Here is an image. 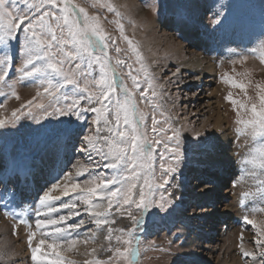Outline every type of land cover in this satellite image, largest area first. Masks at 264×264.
<instances>
[{"label":"snow or ice","instance_id":"obj_1","mask_svg":"<svg viewBox=\"0 0 264 264\" xmlns=\"http://www.w3.org/2000/svg\"><path fill=\"white\" fill-rule=\"evenodd\" d=\"M85 4L74 0H0V85L10 89L6 95L20 98L15 84L9 83L20 58L21 66L15 69L19 73L17 82L31 81L42 88L33 100L13 110L10 119L0 118V130L18 131L22 121L28 119L40 126L46 147L51 146L56 153L86 157L85 163L77 160L72 165L75 172L60 168L36 198L31 210L40 238L33 245L36 231H30L27 237L32 261H41L38 253L46 246L56 254L51 264H77L62 253L75 252L78 244L94 242L103 232L108 244L102 251L111 253L107 261L94 257L84 264H139L141 236L175 215L178 198L172 190L180 187L178 181L189 160L206 151L210 134L197 133L186 140L170 118L163 122L157 118L155 77L139 43L126 33L120 6L115 0H85ZM89 7L97 11L90 13ZM101 10L113 15L108 22L115 26L118 37L104 27L107 16ZM259 14L256 45L241 52L233 49L237 56L231 61L233 65H243L248 54L258 50L259 61L264 64V4ZM232 15V8L225 11V6L212 12L205 26L207 38L215 40L231 26ZM128 22L135 24L131 19ZM176 35L187 39L178 29ZM119 42L126 47L121 48ZM179 71L177 68L176 73ZM237 75L242 79L227 73L222 79L239 89L243 98L236 99L229 92L226 99L237 112V136L252 141L241 163L253 178H258L264 175V81L254 82L248 69ZM249 88L255 90V96L249 95ZM137 96L152 105L150 126ZM44 98L48 103L43 102ZM157 162L159 179L155 175ZM108 170L110 175L106 174ZM26 180L25 175L22 182ZM9 183L0 180L5 192L0 206L5 207L6 216L26 223L27 209L17 212L7 207L8 201L17 196L26 203L25 193L17 192L16 185ZM260 185L264 186V181ZM157 190H162L159 195ZM249 195L244 193L243 197ZM251 212L264 213V206L253 207ZM117 215L127 219L129 225L114 227ZM243 220L256 229L258 238L254 243L264 264V221L257 223L248 215ZM96 251L91 250L93 254ZM242 254L254 259L256 256L248 251ZM3 255L0 252V258Z\"/></svg>","mask_w":264,"mask_h":264},{"label":"rangeland","instance_id":"obj_2","mask_svg":"<svg viewBox=\"0 0 264 264\" xmlns=\"http://www.w3.org/2000/svg\"><path fill=\"white\" fill-rule=\"evenodd\" d=\"M134 1L146 12V20L150 18V20L154 21L156 29L159 31L166 30L165 32L170 33L174 39L187 48L183 49L179 56L175 54L176 47L157 52V55L154 53L155 55L152 54L153 57L146 55L145 51L147 50L143 45L142 38L146 33L145 26L148 25V21L141 19L136 23L128 15L123 14L125 19L122 22L125 24L126 33L137 41L139 45L141 44L140 49L145 57V61L149 65L152 75L155 77L158 95L154 99L155 103L159 106L155 113L157 118L161 119L162 122L165 118H170V122L181 129L186 140H190L197 133L210 134V139L205 146L206 151L202 154H197L189 160L184 167L183 176L178 181L180 187L172 190L178 198V207L175 215L167 221L159 222L157 226L149 229L141 236V256L139 264H217V261L221 259H225L228 263L235 261L238 264H262L260 249L254 243L258 238L256 236V229L252 225L246 224L243 218L245 215H248L250 219H255L257 223L264 221V213L253 214L251 212L253 207L264 206V186L260 185V181H264V175L253 178L241 163L242 158L252 147V141L247 136H237V112L226 97L231 92L234 98L242 99L243 93L239 89L233 88L230 84L225 83L222 77L227 73L239 80L242 77L238 76L237 73H242L248 69L252 71L251 78L254 82L264 81V64H261L259 61L260 50L256 53L248 54V59L243 65H233L231 63L232 60L237 59V56L232 51L233 49L236 52H241L256 45V41L260 36L259 10L261 4H264V0ZM74 2L87 6L85 0H74ZM220 6H225V11H227L228 7L232 8V24L224 32L219 33L215 40H209L205 35V26L208 25L212 12ZM88 10L90 13L97 11L90 7ZM101 12L107 16L104 27L113 36L118 37L115 26L108 22L114 18L113 15L104 12V10H101ZM129 19L134 21L135 24H130L128 22ZM177 29L187 39H179L176 35ZM145 36L148 38V35ZM119 46L121 48L126 47L123 42H119ZM187 51H192V53L200 55L206 63L213 67V71L209 77L199 79L197 72L183 70L185 69L184 62L190 58L186 53ZM111 54L115 56L114 51ZM21 62V59L17 58L9 77V83L15 84V89L20 98L16 99L10 95H6V93L10 92V89L0 85V118L10 119L13 110L21 108L22 105H26L29 100H33L36 97L38 91H42V88L38 84L31 81L17 82L19 73L15 69L21 66ZM177 68L180 69L179 73H176ZM234 68L235 71H233ZM96 72H99L98 68ZM173 73H176V75H173ZM142 80L143 76L141 75ZM169 81L172 82L170 83ZM128 83H131L130 80ZM210 88L218 89L219 92L215 98L218 99L220 112L227 117V122L223 125V130L227 137V144L224 148L215 142V137L212 132L213 120L211 118L208 119L205 113L201 111L203 108L208 107L211 101L208 102L207 99L201 100V102L198 101L200 96L204 97L208 95ZM248 93L251 96H255V90L253 88H249ZM43 102L48 103L46 98L43 99ZM137 102L140 110L147 114V123L150 126V117L153 114L152 105L141 102L138 96ZM88 116L91 118L92 114H88ZM22 124L23 126L18 131L11 129L7 131L0 130V171L2 175L8 171L6 170V166L14 148H17L16 150L20 155L21 164H29L42 151V155L45 153V167L48 166L47 162L50 158L49 154L51 150L45 147V139L40 126L28 119L23 120ZM149 138H152L151 133H149ZM52 150L55 156L59 155V162L62 160L61 157H63V167L66 171L75 172L72 165L77 160L81 163L86 162V157L80 153L69 156L62 151L56 153L54 149ZM217 153H228L230 155L225 158L223 166H217L218 174L221 171L222 174L229 172L227 176H222L221 174L222 177H219L220 174H213L210 171V165L215 161L214 154ZM34 163L35 160L30 166ZM52 164H55V160ZM251 167V165L248 166V168ZM190 168L192 169V173L189 172L191 171ZM47 173L49 174L50 171ZM106 174L110 175L111 171L108 170ZM155 175L157 179L161 175L159 162L156 165ZM215 175L216 178L213 179ZM53 177L46 179V184H42L41 179L37 180V184L40 186L41 192L38 191L40 194L47 189ZM16 178H18V175L12 177L9 186L11 184L16 185ZM208 181L222 182L221 185L223 184V186L221 188L227 191L226 198L221 197V202L219 204L217 203L220 208L225 205V207L229 206L232 209L225 222L218 221L217 212L212 211L216 207L210 205L208 200V198H213L215 194L222 192H211L210 188H213L214 185ZM233 182L236 183L235 187H233ZM22 188L24 189V186ZM187 190H193L196 194H203L202 197L204 198H195L187 207L180 206L184 198L183 193ZM160 191L162 190H157V195H159ZM244 193H249L250 195L243 197ZM53 194L55 195L57 193ZM188 197H192V194L188 195ZM242 197L243 203L241 202ZM179 213H183L180 219L176 217ZM202 216H205L204 219ZM85 219L87 223V217ZM0 221L2 223L6 222L10 226L12 229L11 236L13 238L19 239L24 234V245L30 231L37 230L33 227L35 226V220L31 223V228H28L29 224L28 226H22L21 224L8 220L5 216L0 217ZM128 225L129 221L127 219H120L117 215V223L114 227H125ZM88 226L92 227L91 225ZM14 227L16 229L15 235L13 234ZM39 238L40 232H37L34 238L36 243H38ZM34 240L33 245L36 244ZM21 243L20 238L19 244ZM107 244L108 242L104 239V233L101 232L94 242L91 240L87 244L81 242L77 245L75 252L62 253V255L77 261V264H84L85 260L93 259L94 257L102 261H107V257L111 253L102 251V248L107 247ZM93 248L97 250L94 254L91 252ZM25 250L29 262L21 263V261L16 260L14 264H51L56 258L55 252L46 246L38 253L42 257L39 262L30 259L29 255L31 253L27 244ZM56 251L60 250L57 249ZM211 251L214 252L211 253ZM243 251L254 252L256 254L255 259L251 256L245 257L242 254ZM219 256L220 259H217ZM4 257H7L6 254ZM2 258H0V264H5V258Z\"/></svg>","mask_w":264,"mask_h":264},{"label":"bare ground","instance_id":"obj_3","mask_svg":"<svg viewBox=\"0 0 264 264\" xmlns=\"http://www.w3.org/2000/svg\"><path fill=\"white\" fill-rule=\"evenodd\" d=\"M115 3H117L120 6V11L123 10V12H122L123 14L128 15L136 23H138L141 19L146 20V18H147L146 12L143 11L140 8V6L134 0H115ZM146 21H148V25L145 24L146 25L145 26L146 33L144 34L143 38L141 37L143 39V42H144L143 45L145 46V48L147 50V51H145L146 55H148V56L151 55L153 57L152 54H154V53H156V55H157V52H162V50L166 51L168 49H172L173 47H176L177 49L175 50V52H176L175 54L179 56L183 49H187L183 45H181L176 39H174L170 35V33L168 34V32H165L166 30L164 31V29H163V31H159L158 29H156V26H155V23L153 20H150V18H149ZM145 35H148V38H146ZM139 38H140V36H139ZM155 41H156V43H154ZM186 53L188 54V57H190V58H188V60H186L184 62L185 69H183V70L190 71V72H197L199 79L209 77L211 72L213 71V67L211 65H209L208 63H206V61L202 57H200V55H196V54L192 53V51H187ZM193 54L196 56H194ZM218 92H219L218 89L210 88L208 95L204 96V97L200 96V98H198V101L201 102V100H204V99H207L208 102L211 101V103L209 102L208 107L203 108L202 110L200 109V110L203 113H205V115L208 117V119L211 118V120H213L212 121L213 122L212 132H213V135L215 137V142L219 143L220 146H222L224 148V147H226V144H227V137L224 133L223 125L225 122H227V117L224 116L219 110V103L217 101L218 99L215 98V96L218 94ZM207 128H209V127H207ZM48 148L51 150V153L49 154L50 158L47 162V164H48L47 167H45V153L42 155L41 154L42 151H41V153L39 152L40 155L36 159H34L35 163L32 166H30L34 162V160H32V162H30L29 164H21L20 163V155L16 150L17 148H14L12 150L10 160L8 161L7 166H6V170H8V171L6 172V174L3 173V175L0 171V180H3L5 182H10L11 181L10 178H12L15 175H18V182L16 183L17 192H24L25 193L24 200L26 201V203H21L20 196H17L15 199L8 201L7 207L8 208H15L17 212H20L22 208L27 209L28 215L24 217V219L27 222L21 223L20 221L11 219L10 218L11 216H6L4 214L5 213V207L4 206H0V217L5 216L8 220H11L15 223L21 224L22 226H28V224L31 225L33 220L36 219L31 208L35 204V201H32V200H36L38 195H40V193L38 192V191H40V186L37 184V180L41 179L42 184H46V182H47L46 179H48L49 177L52 178L53 176L57 175L59 169L64 168L63 167L64 166L63 157H61L62 160L57 164L56 162L58 160L59 155L55 156V154L52 152L53 150L50 148V146ZM210 154H213V153H210ZM228 156H230L228 153L227 154H224V153L214 154L215 161H213L211 163V165H210L211 170L210 171L213 172V174H218L217 166L218 165L223 166L224 162H225V158ZM54 160H55V164L53 165L52 162ZM190 170L191 171H189V172L192 173L191 168H190ZM49 171H50V173L48 174L47 172H49ZM228 173L229 172H224L222 174V171H221V173H219L220 174L219 177L227 176ZM221 174H222V176H221ZM25 175L27 176V180H26V183H23L22 181H24ZM215 178H216V175L213 176V179H215ZM208 182H211V181H208ZM211 183H212V185H214L213 188H210L211 192L221 191L222 193H217V194H215V196L213 198H208V200L210 202V205H214V207H216L212 211L217 212L218 218H219L218 221L219 222H225V220L229 216V213H231L232 209L229 208V206L225 207V205L220 208V206H218V204L221 202L220 201L221 197L226 198L227 191L223 190L221 188L223 186V184L221 185L222 182L219 183L217 181H214ZM208 184H210V183H208ZM23 186H24V189L22 188ZM187 187H189V186H187ZM3 188H4V185H0V200L5 198V192L2 190ZM42 190H44V189H42ZM201 191H199V192L201 193ZM183 194H184V198L182 199V201H181L182 203H180V206H185V207H187L190 203H192L195 198H204V197H202L203 194H196V193H194L193 190H190V191L187 190ZM190 194H192V197H188V195H190ZM35 196H36V198H35ZM217 200H218V202H217ZM1 208H4V210L2 211ZM182 214L183 213H179V214H177L176 217L178 219H180ZM204 217L205 216H202L203 219H204ZM29 220H30V223H29ZM6 222H7V220H6ZM6 222L0 223V237H1L0 238V252L4 253L2 259L5 258V264H14L16 260L21 261V263L29 262L28 256H27V253L25 250V246L27 244V238L25 240V245H24V234L22 236H20L19 239L13 238L11 236V230L12 229L10 228V226L8 224H6ZM33 227H35V226H33ZM28 228H31V227L28 226ZM37 232H40V231L36 230V233ZM20 238L22 241L21 244H19ZM34 243H36L35 240H34ZM217 250H219V249H217ZM212 252H214V251H211V253ZM5 254L7 257H4ZM30 255H29V257H30ZM217 259H220V256L217 257ZM252 262H254V260H252ZM217 264H238V263L235 261L234 262L231 261L230 263H228V261H226L225 259H221V260L217 261Z\"/></svg>","mask_w":264,"mask_h":264}]
</instances>
